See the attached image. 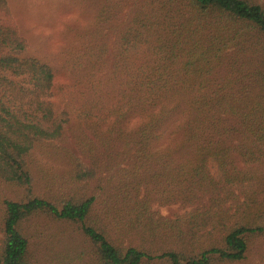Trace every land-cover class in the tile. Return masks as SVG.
I'll return each instance as SVG.
<instances>
[{
	"label": "trees",
	"instance_id": "obj_1",
	"mask_svg": "<svg viewBox=\"0 0 264 264\" xmlns=\"http://www.w3.org/2000/svg\"><path fill=\"white\" fill-rule=\"evenodd\" d=\"M18 1L0 0V264H29L45 214L75 224L89 264L264 247V0H138L126 21L130 0H37L78 9L56 52H29ZM49 177L68 190L37 193Z\"/></svg>",
	"mask_w": 264,
	"mask_h": 264
},
{
	"label": "rangeland",
	"instance_id": "obj_2",
	"mask_svg": "<svg viewBox=\"0 0 264 264\" xmlns=\"http://www.w3.org/2000/svg\"><path fill=\"white\" fill-rule=\"evenodd\" d=\"M137 1H129L124 10L125 21ZM10 11L18 32L28 41L29 52L44 51V48L56 52L61 46L62 35L70 19L78 14V9L74 6H70L67 10L54 12L37 0L12 3ZM42 158L51 162L50 175H61L57 173L58 167L62 165L59 159L52 161L48 157ZM210 169L212 175L217 177L218 173L213 164L210 165ZM41 181L36 188V192L39 194L45 190L52 194L51 191L54 190V193L58 195L60 190L62 193L68 190L62 185L63 179L58 181L56 178L49 177L42 178ZM47 188L49 189L47 190ZM153 210L162 216L174 218L190 212L191 208H182L180 205L166 207L154 205ZM26 226L30 238L29 264H89L90 248L77 231L75 224L53 221L45 214L31 219ZM2 237L0 233V238ZM241 264H264V247L255 248L248 259Z\"/></svg>",
	"mask_w": 264,
	"mask_h": 264
}]
</instances>
